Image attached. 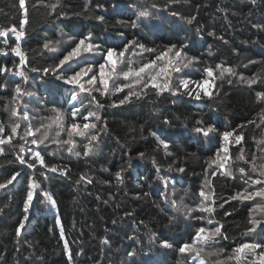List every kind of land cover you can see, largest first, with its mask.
I'll use <instances>...</instances> for the list:
<instances>
[{"label":"trees","instance_id":"obj_1","mask_svg":"<svg viewBox=\"0 0 264 264\" xmlns=\"http://www.w3.org/2000/svg\"><path fill=\"white\" fill-rule=\"evenodd\" d=\"M52 4L57 5L54 13L49 7ZM25 10L28 23L21 29ZM141 10L150 15L139 17ZM100 15L104 21L96 19ZM193 16L195 20L189 24ZM13 25L25 32L18 43L26 63L19 67L20 57L12 50L17 42L9 32L0 41V66L23 70L27 81L12 71L0 73V84H6L0 87V125L5 137L17 122L12 116L17 105L21 112L28 109L33 128L59 117L65 129L60 140L67 139L73 122L82 127L85 121L81 115L73 118L71 114V95L77 89L52 72L40 70L55 68L59 59L89 34L105 51L113 47L119 52L126 43L134 42L119 58L117 73L124 62L138 68L172 45L178 49L186 44L179 60L173 55L176 49L168 54L173 64L181 67L179 73L168 75L169 88L174 90L179 81L187 80L201 99L183 89L178 95L168 90L157 95L158 90L149 85L141 99L133 96L121 105L119 100L129 89L118 92L115 88L129 81L112 73L109 94L93 92L102 108L88 104V93H79L84 104L81 112L97 111L101 118L92 121L97 126L90 133L99 132L98 141L92 142V153L87 157L74 154L83 153L89 138L73 133V153L67 151V145L46 141L39 148L48 167L37 164L34 169L16 159L18 155L28 159L27 149L37 147L30 144L32 137H27V144L20 138L29 123L20 120L18 134L12 144L2 146L0 154V183L21 172L17 181L0 189V264H198L200 258L205 264H259L261 249L243 254L234 249L244 243L264 245V201L233 197L260 187L244 183L240 167L254 179H264L259 177L264 165V100L257 96L264 92V0H25L24 9L19 0H0V28ZM48 42L55 51L43 47ZM141 44L143 49L137 47ZM85 59L96 65L97 73L99 63H104L100 51L84 53L81 65ZM218 64L233 67L236 74L225 73L221 78ZM72 66L76 67L75 61ZM209 67L214 70L212 77L205 72ZM105 71L109 72V66ZM248 79L256 83L249 86ZM157 82L165 80L161 77ZM194 82L201 86L196 88ZM16 83L34 95L14 99ZM205 88L211 96L204 94ZM210 125L214 127L208 136L194 130ZM56 131L52 124L49 137ZM225 131L233 132L228 142L223 139ZM153 132L168 144L167 149ZM239 135L243 140L237 143ZM19 144H25V153L19 152ZM220 163L225 167L219 168ZM253 163L255 173L251 171ZM51 167L58 170L52 172ZM180 168L184 171L179 172ZM161 177L168 181L166 187ZM32 182L38 187L32 189L34 198L25 213ZM201 191L209 196L206 204L215 201L214 211L197 209L189 215L188 209L204 199ZM43 193H48L51 201ZM25 214L27 221L23 220ZM21 222L25 226L17 237ZM201 226H222L221 235L204 243L198 258H193L194 253H180L179 248L190 243ZM165 240L172 246L164 247Z\"/></svg>","mask_w":264,"mask_h":264},{"label":"snow or ice","instance_id":"obj_2","mask_svg":"<svg viewBox=\"0 0 264 264\" xmlns=\"http://www.w3.org/2000/svg\"><path fill=\"white\" fill-rule=\"evenodd\" d=\"M253 3H255V0H252ZM20 7L24 9L25 7V0H19ZM56 4L50 5V10L54 13L56 9ZM98 7H100L98 5ZM155 7V5H153ZM175 14V13H174ZM139 17H147L150 15V12L147 10H141L138 13ZM97 20L99 21H104L105 17L103 15L97 16ZM195 20V16L191 17L188 19V23L191 24ZM28 23L27 20V11L25 10L24 13V19L20 25V28L23 29L24 25ZM133 26H135L133 24ZM199 31V29H197ZM9 32H11L15 36L16 40V46L14 49H12L15 54L20 57L19 61V67L22 69L23 65L26 63L25 55L24 53L20 50V45L19 41L21 38L25 35V32L23 30H18L15 25L11 26L10 28H0V37H8ZM209 35H214V33H209ZM220 39H223L221 37ZM5 43H7V40H5ZM50 43H45L43 47L45 49H48L50 51H55V48H50ZM134 42H128L125 44L123 50L117 52V50L113 47H109L105 50L101 49V46L98 43H95L92 39L91 34L81 38L78 40V42L75 43V45L71 48V50L67 51L66 54L62 56V58L59 59L58 64L55 66V68H44L41 69L40 71H43L45 74H48L49 72H52L53 75L56 76L58 80H62L64 84L67 85H72L74 86L77 91H74L73 94L71 95V101H72V109H71V114L73 118L77 116V114L81 115V118L85 121L83 123L82 127L80 124L73 122L70 125V130L67 131V139L60 140L58 139L61 136V133L65 131V129L61 126V122L59 120V117H57L55 120H52V122L48 125L41 124L38 127L33 128L30 119H29V112L28 109L25 108L23 112L20 111L19 105L15 106L12 108V116L17 117V122H15L11 128L10 132L5 137L3 135L5 129L2 125H0V154L4 152V148L2 147L5 144H12V141L14 137L18 134V130L21 127L20 120L23 121H29V123L25 126V129L21 135V139L25 141V143H29L27 140V137H32L30 140L31 145H36L37 147L35 149L29 147L27 149L28 153V159H25L23 155H18L17 156V162L20 165H24L29 169H34L37 164L43 167H48L45 164V157L42 155L43 149H40L39 146L41 144H45L46 141H50L51 143H55L57 145L64 144L67 145V151L69 153H73L74 147H75V141L73 140V133H76L78 136L81 137H86L89 138V144L88 146L85 147L83 153L80 151H75L74 154L76 156H81L82 154L84 156H89L92 151V142L93 141H98L99 137V132H96L95 134L90 133V129H96V123L92 121H100V116L98 115L97 111H87V114L84 115L81 112V108H84L83 101L79 99V93H88L90 96V99L88 100V104L92 105L95 104L97 109L102 108L103 105L100 104V102L97 100L96 95L93 94V92H99L102 95H108L109 94V82H110V75L112 73H117V68L118 64L120 63L119 58H122L125 56V54L128 52V49L130 45ZM187 45H182L180 48H176V45H172L170 48L166 49L165 51H162L158 55L155 56L153 60H150L147 63L141 64L138 68H133L129 62H124V67L120 69V71L117 73L118 75H122L124 80L129 81V83L126 84H120L116 85L115 90L118 92H123L125 88H128L129 91L119 100V104H124L128 101L131 100L133 96L136 97V99H141L142 95L145 94V90L151 85L154 89L158 90L157 95L160 93L164 92L165 90L171 91L173 95H178L181 92V89L186 90L187 94L189 96H193L196 100L201 99L200 92L195 91V89L189 87V82L187 80H181L178 82V87L176 89H170L169 88V82H168V75L170 72H176L179 73L181 71V67L179 65H174L173 60L171 57H169V53L173 52V49H176L175 52L173 53L174 57L179 60L181 58L183 49ZM138 48L143 49L144 45H137ZM93 51H100L102 56L104 57V63H99L98 65V73L94 71L96 65H90L88 64L87 60L85 59L83 65L80 63V58L83 56L84 53H92ZM149 51H153L149 49ZM2 52V50H0ZM5 55L7 53H4ZM116 57V59H114ZM76 62V67L73 68V62ZM158 61H166L164 64H158ZM192 61L189 60L188 63H191ZM109 66V72L105 71V67ZM185 67L187 66L186 64L184 65ZM217 69H221L219 75L221 78L224 77L225 73L229 75H235V71L233 67H225L222 64L216 65ZM63 69V71H60ZM33 72L38 71L36 68L31 69ZM12 71L10 70L6 65L5 66H0V73H5ZM205 72L209 77H212L214 75V70L213 68H205ZM12 74L14 75H19L20 77L23 78L24 81H27V76L25 75L23 70L20 71H12ZM163 77L165 82L163 84L158 83V79ZM86 78V79H85ZM241 80H244V77H240ZM231 82V81H229ZM196 88H199L201 85L197 82H194ZM208 81L205 80L204 84H207ZM247 83L249 86L252 84L256 83L255 79H248ZM89 85V87H85V85ZM134 86H138L139 90H136ZM0 87H6V84H0ZM15 94L16 96L14 99H19L24 95L32 96L34 95L31 92H25L21 88L20 83L15 84ZM204 94L207 96H211L212 93L207 90V88L204 89ZM257 96L259 99L264 100V92L257 93ZM22 102V101H20ZM79 104L80 106L77 107L76 105ZM115 105V102L113 104ZM168 121H165L167 123ZM52 124H55L57 127V131L55 132L53 137H49V131L52 128ZM198 125H202L201 121H197ZM214 126H208L205 128L204 126H197L194 130L196 133L203 134L204 136H208L209 133L213 131ZM43 129V131H42ZM223 139L225 142L229 141V137L233 136V132H228L225 131L223 134ZM152 136L156 137L157 141L159 144L163 145L164 149L168 148V144L164 141L161 140L160 137L153 132ZM243 140V136L239 135L236 136V142H240ZM19 152L20 153H25V144H19ZM224 152H228V148H224ZM144 153H139L140 157H144ZM240 159H243L244 157L241 155L239 157ZM153 164H155V160H153ZM219 168H224L225 164L220 163L218 165ZM52 172H56L58 169L56 167H51L50 169ZM157 174H159L160 169H156ZM179 172H183L184 169L180 168L178 169ZM253 173L256 172L255 165L253 163V167L251 169ZM239 173L241 174V178L244 180V183L248 184L249 187L252 185H259V188H256L252 191H248V189H245V192L238 193L237 196H234L233 199L240 198L243 200H255L257 197H259L262 201H264V179L260 178H253L252 175H249L246 171L245 168L240 167L239 168ZM65 175L67 174L66 172L64 173ZM229 176H232L233 179L236 177L233 175L232 172H227L226 173ZM21 175L20 171L14 172L10 178L6 179L4 182L0 183V189H5L8 185H11L14 181H17V177ZM117 178L121 180L122 182V177L120 176V173L118 172ZM213 175H215V171L213 172ZM259 177H264V165L261 166V170L259 172ZM81 179H84V177H81ZM161 180L164 181L165 187L167 186L168 181L164 178L161 177ZM91 183V181H88ZM38 185L35 182L30 183L29 188L30 190L27 193V200L25 203V208L24 212L27 213L29 206L31 205V202L33 201V191L32 189L37 188ZM246 193V194H245ZM47 198L51 201V196L48 195V193H43ZM147 195V193H145ZM200 196L203 197L204 199L196 205V208L193 209H188V214L190 215L193 211H196L197 209L201 212H209L211 213L214 211V208L212 205L215 203L213 200L211 204H206L205 201L209 200V196L205 194L204 191L200 192ZM173 206L175 207L176 202L172 201ZM221 207L223 206L222 204L220 205ZM257 207H260L258 204ZM194 219L202 220L204 219L203 217H194ZM24 221L28 220V215L25 214L23 217ZM208 224H211L212 221L209 219ZM254 223H259L258 221ZM24 223L21 222L16 230V235L19 237L21 235V229L24 228ZM221 228L222 226H216L214 228H208L201 226L197 229L195 232L194 236L192 237V241L190 243H185L183 244L180 248L179 251L180 253H194L193 258H198L201 256V251H202V246L204 243L208 242L212 238L221 235ZM250 231H255V228H251ZM226 238V237H224ZM197 243L201 244V247H197ZM162 245L164 247H171L172 245L168 243V241H162ZM254 249H261V251L257 255V259L259 261V264H264V245H261L260 243H244L240 245L238 248L234 249V252L236 254H243L245 250H254ZM129 255H134V253H129ZM239 259V255L236 257ZM198 264H205V260L203 258H200L198 261Z\"/></svg>","mask_w":264,"mask_h":264},{"label":"built area","instance_id":"obj_3","mask_svg":"<svg viewBox=\"0 0 264 264\" xmlns=\"http://www.w3.org/2000/svg\"><path fill=\"white\" fill-rule=\"evenodd\" d=\"M3 38H4V37H0V41H2Z\"/></svg>","mask_w":264,"mask_h":264},{"label":"rangeland","instance_id":"obj_4","mask_svg":"<svg viewBox=\"0 0 264 264\" xmlns=\"http://www.w3.org/2000/svg\"><path fill=\"white\" fill-rule=\"evenodd\" d=\"M25 26V25H24Z\"/></svg>","mask_w":264,"mask_h":264}]
</instances>
